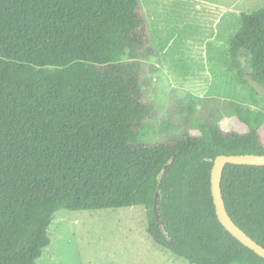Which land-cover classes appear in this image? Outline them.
I'll return each mask as SVG.
<instances>
[{"label": "trees", "instance_id": "trees-1", "mask_svg": "<svg viewBox=\"0 0 264 264\" xmlns=\"http://www.w3.org/2000/svg\"><path fill=\"white\" fill-rule=\"evenodd\" d=\"M128 42L146 59L156 53L142 0H0V264H38L61 209L128 205L143 165L129 142H141L149 128L157 133L148 124L134 133L143 91L108 56ZM228 49L227 71L258 106L246 75L264 86V7L241 12ZM214 102L205 116L187 107L198 134L180 132L173 118L160 122L173 145L145 182L147 230L192 264H264L220 222L211 190L218 155L264 154V108ZM224 115L249 130L225 129ZM222 193L232 219L264 246V165L227 164Z\"/></svg>", "mask_w": 264, "mask_h": 264}, {"label": "rangeland", "instance_id": "rangeland-1", "mask_svg": "<svg viewBox=\"0 0 264 264\" xmlns=\"http://www.w3.org/2000/svg\"><path fill=\"white\" fill-rule=\"evenodd\" d=\"M156 53L144 58L135 43L112 46L108 56L130 70L138 79L144 100L136 117L134 133L141 126H154L141 142L130 141L143 160L121 208L68 210L56 213L50 226L51 243L38 264H192L154 241L147 230L145 182L157 157L173 143L159 129L162 120L173 118L184 129L194 106V116L209 115L214 99L231 98L264 108V86L254 82L259 105L237 83L229 64V37L240 26L241 12L264 7V0H142ZM245 68L248 71L247 64ZM199 98V99H196ZM180 106L186 109L181 112ZM227 130L245 133L247 124L236 117L223 116ZM264 143V123L260 128Z\"/></svg>", "mask_w": 264, "mask_h": 264}, {"label": "water", "instance_id": "water-1", "mask_svg": "<svg viewBox=\"0 0 264 264\" xmlns=\"http://www.w3.org/2000/svg\"><path fill=\"white\" fill-rule=\"evenodd\" d=\"M229 163L263 166L264 154H220L215 158L211 171V190L218 219L234 237H236L245 246L254 250L259 256L264 258V246L259 244L250 235H248L239 225H237L227 211L222 193V177L224 169ZM159 195V192L155 194L153 203L154 212L158 221Z\"/></svg>", "mask_w": 264, "mask_h": 264}]
</instances>
